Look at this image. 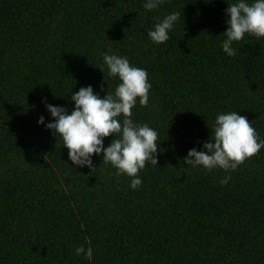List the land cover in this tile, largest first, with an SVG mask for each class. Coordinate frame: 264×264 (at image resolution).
Segmentation results:
<instances>
[{
  "label": "trees",
  "instance_id": "1",
  "mask_svg": "<svg viewBox=\"0 0 264 264\" xmlns=\"http://www.w3.org/2000/svg\"><path fill=\"white\" fill-rule=\"evenodd\" d=\"M143 2L0 0V264H264V149L223 186L222 170L183 163L217 113L239 111L264 138V38L245 35L228 57L231 0ZM173 11L169 39L152 43L147 30ZM103 52L146 69L151 84L132 119L158 132L159 150L136 190L95 154L93 169L73 166L37 125L51 119L42 99L70 113L79 88L114 90Z\"/></svg>",
  "mask_w": 264,
  "mask_h": 264
},
{
  "label": "clouds",
  "instance_id": "2",
  "mask_svg": "<svg viewBox=\"0 0 264 264\" xmlns=\"http://www.w3.org/2000/svg\"><path fill=\"white\" fill-rule=\"evenodd\" d=\"M165 0H144L142 7L146 11L159 8ZM225 9L226 29L222 33L221 51L228 57H234L245 35L264 38V0H231ZM179 12H170L159 19L147 30V36L154 44H162L169 39V33L180 20ZM102 63L98 69L107 70L109 78L118 80L113 91H106L101 98L91 85L79 88L71 94L72 110L59 105L45 103L51 119L45 123L44 116L37 119V125H43L50 134L62 141L67 149L68 160L75 167L93 169L92 157L95 154L105 164L115 169V175L130 178L129 188L138 189L142 180L138 172L146 163L157 164L158 132L146 123L132 119V110L137 103L142 107L149 104L151 84L144 68L130 64L126 56L116 53H101ZM211 136L201 145L187 151L183 163L206 172L222 170L225 175L219 180L226 185L235 171L246 159L264 149L261 138L246 116L239 111L217 113L211 127ZM113 138L107 146L104 138ZM102 154V156H101ZM77 256L91 260L93 249L89 245L75 248Z\"/></svg>",
  "mask_w": 264,
  "mask_h": 264
}]
</instances>
